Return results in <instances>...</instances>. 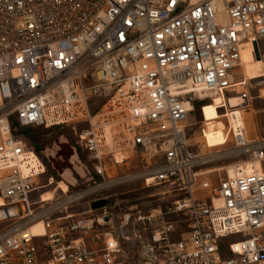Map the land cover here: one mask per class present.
Listing matches in <instances>:
<instances>
[{
  "label": "built area",
  "instance_id": "obj_1",
  "mask_svg": "<svg viewBox=\"0 0 264 264\" xmlns=\"http://www.w3.org/2000/svg\"><path fill=\"white\" fill-rule=\"evenodd\" d=\"M255 43L264 56V0H0V264H264V137L248 142L244 121L235 126L231 152L249 168L202 196L211 186L201 187L199 171L211 159L185 132L198 98L217 95L227 110L243 95L250 106L236 78L243 47L255 54ZM126 92L133 101L117 113ZM55 125L71 126L92 176L43 201L33 194L53 177L41 185V175L22 173L25 150L47 164L19 130ZM130 163L124 177L160 187L171 205L148 214L92 207L109 172ZM15 206L21 214L9 215ZM143 241L152 259L140 257Z\"/></svg>",
  "mask_w": 264,
  "mask_h": 264
},
{
  "label": "rangeland",
  "instance_id": "obj_2",
  "mask_svg": "<svg viewBox=\"0 0 264 264\" xmlns=\"http://www.w3.org/2000/svg\"><path fill=\"white\" fill-rule=\"evenodd\" d=\"M250 53L255 62H252L248 57L244 68H238L236 78V81L245 80L242 83L246 85L243 88L250 93V106L247 107L246 104L242 105V108L225 110L224 108H218L219 106H213L211 99L198 98L199 103L194 105V109L185 122V132L192 148L210 154L211 161L202 168L209 170L203 178L212 183L210 189L199 192L202 196L213 195V190L220 178L227 176V167L238 165L245 159V156L237 157L231 152L234 144L230 124L235 118L243 119L247 129L246 135L249 139L264 137V77L260 78L261 67L264 62L254 56L252 48H250ZM238 88L243 89L241 86H238ZM83 125L86 124L81 123V126ZM212 125L215 126V129L210 128ZM19 132H21L20 135L26 141V144L37 149L47 164V171L40 176L39 184H46L48 178L53 177V184L49 187L41 186L42 188L34 192V198L41 196L40 194L47 190L54 192V198L62 197L63 192L57 188L58 182L64 181L67 184L71 182L75 185V178L79 179L83 174L82 164H86L90 168L93 165L88 153L77 146V137L69 125L33 126L22 128ZM72 170L75 171L76 175ZM134 171L135 168L132 163L128 166H118L109 172V176H107L109 183L103 190L98 192L97 196L109 197V209L113 213L118 214L133 208L137 214H148L159 208V206L166 209L171 205V202L175 200L174 197L163 196L160 193V187H148L142 180L135 177H124ZM84 186L80 184L78 189ZM84 206V203L81 202V205L72 209L80 210ZM169 217L172 219L177 218L174 215ZM4 224L0 220V228ZM184 229L186 228L183 225L182 230ZM178 236L177 234L176 237Z\"/></svg>",
  "mask_w": 264,
  "mask_h": 264
},
{
  "label": "bare ground",
  "instance_id": "obj_3",
  "mask_svg": "<svg viewBox=\"0 0 264 264\" xmlns=\"http://www.w3.org/2000/svg\"><path fill=\"white\" fill-rule=\"evenodd\" d=\"M249 47L252 48V52H253L252 45H246L242 49V53H241L242 57H243L242 58V63H241V67L242 68H244V66L246 65V61H247L248 57H250L252 62H255L254 57H251L252 54L250 53V48ZM253 54H254V52H253ZM254 56L256 57L255 54H254ZM257 59H260V60H262L264 62V56H262L260 58H257ZM261 68H262V73L260 74V78L264 77V63H263V66ZM202 99H205V98H202ZM132 101H133V97L126 92L124 95L119 96L114 101L115 102L114 110L117 113H123L126 110V108L128 107V105H130L132 103ZM221 101H222V98L216 95V96L213 97L211 102H212L213 106L217 107V106L220 105ZM239 102L240 101H239V99L237 97H235V96L232 97L231 103L233 105L232 107H234V108H231V109L242 108L243 106L236 107L237 105H239L238 104ZM112 107H113V105H112ZM108 109H109V106H106V108H104L103 110L98 112L95 115L94 120L97 121V120H99V118L103 117L104 113L107 112ZM241 122H243L242 118H235L232 121V124H230L231 125V129L234 130L233 128L235 126H237ZM106 131L108 132V127L106 128ZM246 138H247L248 142L254 141V139H249L247 137V135H246ZM107 140H108V143L111 144V139H110L108 134H107ZM203 155H205L206 157H210L209 153H203ZM116 156H117V159L119 161L123 160V154L122 153H118ZM41 160L42 159H40L39 156L34 151L25 150L24 153H22V155L20 156V159H19V165L21 167L22 173L24 175H28V176H39V175L45 174L46 171H47V167L44 165V163ZM245 164L246 163L243 160L238 165H235V166L230 165V166H228L227 167V175L233 176V175H236L237 173H241V172H244V171L248 170L249 167H246ZM208 172H209V170L201 169L199 171V175H201L203 177ZM210 172H212V171H210ZM74 174L76 175L75 172H74ZM202 182H203L202 185H201L202 188L210 187L211 183H212L208 179H203ZM52 184H53V180L51 179L49 184L45 185L43 187H49ZM57 188L61 189L62 192H68L69 191V184L65 183L64 181H59ZM53 194H54L53 191L51 192V190H47V191L42 192L40 195H41L43 201H46V200L52 199ZM214 201H215L216 204H219L221 202V199L219 197L215 196L214 197ZM4 204H5L4 203V199L2 198V196H0V207L3 206ZM5 211L6 210H4V209H0V219H2L3 216L5 215V213H6ZM34 231L35 232H40V233L44 232L42 223L37 224L34 227Z\"/></svg>",
  "mask_w": 264,
  "mask_h": 264
},
{
  "label": "water",
  "instance_id": "obj_4",
  "mask_svg": "<svg viewBox=\"0 0 264 264\" xmlns=\"http://www.w3.org/2000/svg\"><path fill=\"white\" fill-rule=\"evenodd\" d=\"M255 54H256V57L257 58H260L261 55H260V51H259V48H258V45L255 43ZM235 96V95H234ZM232 96V97H234ZM232 97H229L228 98V102H229V105L230 107H232V103H231V99ZM239 99V105H237L236 107H239V106H242V105H246L247 104V99L245 96L243 95H237L235 96ZM210 128L212 129H215V126L212 125ZM84 168V171H85V174L82 178L78 179V181L76 182L78 185L84 183L88 178H90L92 176V173L86 168V167H83ZM108 202V199L107 198H99L95 201H93L92 203V207L95 208V209H98V208H101V207H104ZM9 215L13 216L14 214L15 215H20L21 214V209L19 206H15V207H12L8 210ZM131 214H126V223H128L129 219L131 218ZM100 219L103 221V222H108L110 221V215H107V216H102L100 217ZM81 226L82 227H92L93 226V220L90 219V220H84V221H81ZM143 250L139 253L140 254V257L144 260H148V259H152L153 258V249L152 247L148 246L147 242L146 241H143Z\"/></svg>",
  "mask_w": 264,
  "mask_h": 264
},
{
  "label": "trees",
  "instance_id": "obj_5",
  "mask_svg": "<svg viewBox=\"0 0 264 264\" xmlns=\"http://www.w3.org/2000/svg\"><path fill=\"white\" fill-rule=\"evenodd\" d=\"M196 103H199V100H196L195 102H194V104H196ZM204 111V110H203ZM202 111V112H203ZM203 115V114H202ZM22 132V131H21ZM21 132H20V134H21ZM27 147H28V149H33V147L31 146V145H29V144H27ZM36 150V152H38V150L37 149H35Z\"/></svg>",
  "mask_w": 264,
  "mask_h": 264
},
{
  "label": "flooded vegetation",
  "instance_id": "obj_6",
  "mask_svg": "<svg viewBox=\"0 0 264 264\" xmlns=\"http://www.w3.org/2000/svg\"><path fill=\"white\" fill-rule=\"evenodd\" d=\"M74 170H76L75 168H73ZM74 170H72V172H75Z\"/></svg>",
  "mask_w": 264,
  "mask_h": 264
}]
</instances>
